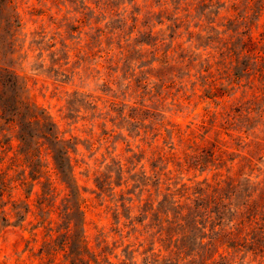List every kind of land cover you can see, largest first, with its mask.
Instances as JSON below:
<instances>
[{"label": "rangeland", "instance_id": "374dc122", "mask_svg": "<svg viewBox=\"0 0 264 264\" xmlns=\"http://www.w3.org/2000/svg\"><path fill=\"white\" fill-rule=\"evenodd\" d=\"M10 1L0 95L43 111L84 202L44 174L0 196V264H264V0Z\"/></svg>", "mask_w": 264, "mask_h": 264}, {"label": "trees", "instance_id": "16d2710c", "mask_svg": "<svg viewBox=\"0 0 264 264\" xmlns=\"http://www.w3.org/2000/svg\"><path fill=\"white\" fill-rule=\"evenodd\" d=\"M10 2L11 1L8 0V3ZM252 43L253 36L250 35L246 37V52L253 51ZM14 76L15 75H11L6 71L4 77V79L7 77V79H5V83L9 84L12 88L17 85ZM17 88L18 90H21V92L18 94L14 93L10 99H3L0 95V196L2 197L10 189L17 190L18 188L26 185L29 180L34 181L35 179L42 178V174H44L46 176L48 189L55 190L57 188V184H64V187L70 191L69 193H65V196L72 195L75 197L78 202L77 208L80 210L84 199L77 191L78 187L76 183H74L73 187H71L68 183L73 178L71 159L68 151L63 152V154L67 155V160H65V157H63L61 153L55 154L52 150L48 151L46 149L47 151H45V154L42 155V151L45 148V140L47 139V136L50 135L52 126L45 124L46 119L43 111H40L34 105L30 96L24 92L23 86H17ZM214 89L215 92L218 93V96H222L223 93L217 91L218 87H214ZM36 123H38L43 129V131L37 136L31 134L29 131V127ZM15 129H17V133L14 135L15 139L13 138V135L7 137V135L11 134ZM54 138H57V136L54 135ZM14 140L16 143H14ZM10 153L11 155H9ZM6 157L10 160V162L5 166ZM13 161H20V163L12 164ZM42 161H44V164H41ZM198 163H200V161ZM17 166L22 169V175L17 172ZM10 171L14 174L18 173L22 176V178L16 181L17 179L13 178L11 175L12 173H9ZM37 174L39 175L36 177ZM9 183L11 186H9ZM48 194V192H42L41 200L36 202L39 204L38 208H40L41 211L47 209L50 218L49 223H51L53 222L51 217L52 209L47 208V204H45V198ZM9 196L10 194L8 193V197ZM50 207H53L54 209V204L50 205ZM27 208L26 213L29 212V204H27ZM56 209L57 208H55V210ZM4 217L6 216L4 215ZM35 218L37 220V226L44 224L45 220L42 216ZM70 230L71 229L68 228L65 233V238L63 239V242H61L63 247L61 250L64 251V253L69 248L68 232ZM56 232L57 231H54V233ZM76 241L78 244L77 250L84 254L86 252V245H83L84 240L81 236H77ZM48 243L51 242L49 241ZM42 251L43 248L40 249V252ZM44 256L46 258L53 256V259H55V255L52 252L44 251ZM78 256L82 257L81 254ZM70 264L74 263L70 261Z\"/></svg>", "mask_w": 264, "mask_h": 264}]
</instances>
